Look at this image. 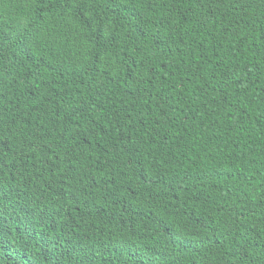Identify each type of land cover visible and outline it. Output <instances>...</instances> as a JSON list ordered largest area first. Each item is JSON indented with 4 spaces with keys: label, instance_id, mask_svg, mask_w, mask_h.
Wrapping results in <instances>:
<instances>
[{
    "label": "trees",
    "instance_id": "obj_1",
    "mask_svg": "<svg viewBox=\"0 0 264 264\" xmlns=\"http://www.w3.org/2000/svg\"><path fill=\"white\" fill-rule=\"evenodd\" d=\"M0 264H264V0H0Z\"/></svg>",
    "mask_w": 264,
    "mask_h": 264
}]
</instances>
